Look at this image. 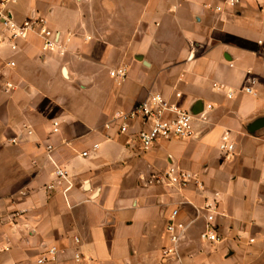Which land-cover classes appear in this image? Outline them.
Wrapping results in <instances>:
<instances>
[{"label":"crops","instance_id":"obj_1","mask_svg":"<svg viewBox=\"0 0 264 264\" xmlns=\"http://www.w3.org/2000/svg\"><path fill=\"white\" fill-rule=\"evenodd\" d=\"M66 1L20 0L10 7L18 23L45 18L65 45L64 56L46 53L37 34L18 41L17 51L0 44V264H36L51 246L60 250L59 264H75L76 252L90 264H237L231 242L210 253L200 239L207 224L202 208L214 198L222 242L210 245H221L225 234L231 240L239 234L245 244L254 240L259 251L264 246V0H244L234 10L226 0H141L146 7L136 33L121 47L92 35L82 5L72 0L78 14H70ZM219 5L222 12L215 10ZM128 46L144 53L131 59ZM123 66L127 79L98 94L104 81L112 80L110 72ZM251 79L256 95L243 92ZM155 92L204 113V120L197 115L194 139L143 152L134 132L119 135L107 123L116 110H129ZM54 122L60 123L56 134ZM24 126L34 134L28 136ZM224 136L235 145L230 159L219 150ZM95 144L99 148L92 151ZM48 145L54 147L51 159ZM85 151L90 157H82ZM55 166L68 173L67 193L68 183L47 189ZM172 166L198 174L204 190L158 183ZM177 207L188 228L177 254L167 255L164 229Z\"/></svg>","mask_w":264,"mask_h":264},{"label":"built area","instance_id":"obj_2","mask_svg":"<svg viewBox=\"0 0 264 264\" xmlns=\"http://www.w3.org/2000/svg\"><path fill=\"white\" fill-rule=\"evenodd\" d=\"M18 1L0 0V44L8 42L11 49L17 51L18 41L27 39L31 34H37L43 41V50L46 53H57L64 56L66 53L65 45L57 33L49 28L45 18L37 16L29 18L23 23L16 22L10 11V7ZM243 1L226 0L225 4L228 9L234 10L241 6ZM215 10L222 12L224 7L219 5L216 6ZM261 11L264 13V9H261ZM5 34H8V36H5ZM10 66L14 67L15 63H11ZM110 75L117 84H120L127 79L128 69L123 66L111 71ZM255 84L256 80L251 79L250 84L243 88V92L249 95H256L253 88ZM8 88H12V85L8 84ZM214 89L224 90L225 87L222 85H214ZM233 95V92H228L229 98H232ZM176 98L181 99L182 94L177 93ZM211 109V105L206 107V110ZM197 115L204 120V113L195 114L192 110L184 109L178 104L171 102L162 93L155 92L149 94L144 100L129 110H116L111 120L107 123V128L117 127L119 135L123 136L131 135L134 132L135 136L133 141L138 143L141 151L147 152L161 143L194 139L196 136L194 122ZM59 129L60 123L54 122L52 133H58ZM23 130L28 136L34 134L28 126H24ZM16 142L17 139L13 141V143ZM98 148L99 146L95 144L92 151H96ZM53 150L54 147L51 145L46 147L49 159H51ZM219 150L227 159H230L234 155L235 145L230 142L227 136H224ZM90 155L91 153L89 151L82 153L83 158H88ZM54 176L55 180L47 186V189L49 191L60 189L65 183H68L69 186L64 190L67 193L71 188L67 171L62 167L55 166ZM156 180L158 183H165L168 186L178 188H185L191 185L198 190H204L205 188L204 182L198 174L173 166L160 178H156ZM202 211L207 215V224L200 234V239L209 244L222 242L219 234V226L216 223V217L220 215L218 200L216 198L212 200L206 199ZM1 224L2 219L0 218ZM187 228V225L180 219V209L178 207L173 209L166 220L164 229L167 241L165 253L167 255L177 254L179 243ZM75 242L79 243L80 240L76 238ZM59 253L60 250L58 247L51 246L38 257L36 264H59ZM73 260L75 264H90L86 262L80 252L74 254Z\"/></svg>","mask_w":264,"mask_h":264},{"label":"rangeland","instance_id":"obj_3","mask_svg":"<svg viewBox=\"0 0 264 264\" xmlns=\"http://www.w3.org/2000/svg\"><path fill=\"white\" fill-rule=\"evenodd\" d=\"M20 1V0H19ZM25 1V0H23ZM77 3L82 5V9L86 13V20L88 23L89 32L93 30L92 35H96L99 38L103 37L113 46H125L128 43H131L132 35L136 33V27L138 26L139 20L138 16L145 11L146 1L141 4L140 3H132L130 0H76ZM64 11L70 14H78V9L75 7V4L72 0H67L66 5L64 6ZM141 12V13H139ZM22 19L21 15L17 16V20L20 21ZM130 51L127 52V55L134 59V56L137 54H142L143 51L136 50L135 47L128 46ZM131 47V48H130ZM134 49V50H133ZM144 53V52H143ZM159 53V51L157 52ZM56 56V53H52ZM156 59L159 60V55L154 54ZM145 59L147 56L145 55ZM105 84L102 88L97 90L98 94L102 93L103 89L108 92L115 81L107 78ZM112 84V85H111ZM97 94V95H98ZM69 99L68 103L71 104L72 93L68 94ZM179 141V140H175ZM188 140H185L186 142ZM223 155V153H222ZM223 227V225L221 226ZM201 228V225L198 224L192 228V231L196 233ZM165 236V235H164ZM224 242L221 245H210L208 246V251L210 253H214V251H218V248L221 246L234 245L235 256L237 258V264H264V246L259 245L260 250H255L254 240L249 241V243L245 244L243 239H241L240 235L237 234L236 238L231 240V237L228 239L229 235H224ZM248 241V240H247ZM207 250H201L198 248L196 252L204 253Z\"/></svg>","mask_w":264,"mask_h":264},{"label":"water","instance_id":"obj_4","mask_svg":"<svg viewBox=\"0 0 264 264\" xmlns=\"http://www.w3.org/2000/svg\"><path fill=\"white\" fill-rule=\"evenodd\" d=\"M138 60H143V59H142V57H140V58H138ZM195 114H196V113H195ZM253 128H255V129L258 128V124H255V125L253 126Z\"/></svg>","mask_w":264,"mask_h":264}]
</instances>
